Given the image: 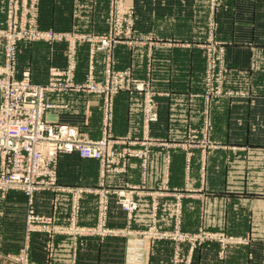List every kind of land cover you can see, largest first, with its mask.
I'll return each mask as SVG.
<instances>
[{
  "label": "rangeland",
  "instance_id": "obj_1",
  "mask_svg": "<svg viewBox=\"0 0 264 264\" xmlns=\"http://www.w3.org/2000/svg\"><path fill=\"white\" fill-rule=\"evenodd\" d=\"M76 1H79L77 6ZM149 1L151 14L154 16L155 4L151 3H155L156 0ZM202 1L192 0L189 8L183 5L181 0L173 5L172 17L189 14L192 20L190 40H176L163 39L152 31L141 32L136 24L138 9L135 0H0V32L6 41L14 40L16 50L18 44L23 41L43 42L49 48L64 44L65 65L63 67L74 65L76 70L78 46H85L88 58L86 75L82 82H76L75 77L74 81L82 85L87 84L89 77L92 76L93 83L101 91L83 92L101 97L102 123L103 110L108 107L106 105L111 106L113 113L115 96L124 93L138 102L142 126L141 136L129 134L116 136L111 133L112 115L110 131H107L111 136L113 150L110 170L103 171L100 164L99 185L82 188L85 190L82 194L88 192L97 196L95 225H79L77 222L80 213L76 221L77 226L90 228V231L28 233L25 214V241L17 253L1 255L0 264H227L225 261L230 253L227 262L235 263V253L241 252V250L235 251V247L248 244L250 236L242 237L209 230L208 226H214L215 222L209 217L210 211L204 208L203 198L210 192L207 180L211 170L209 160L212 152L224 146L218 141V137L212 136L213 131L223 130L226 126L235 127L237 123V121L229 120L225 126L226 122H222L220 116H213L212 108L222 98L246 96L249 91L240 86L244 83L243 81L248 82L250 78L245 76L246 73H241L244 70H238L227 62V42L219 35L220 16L218 14L222 0ZM61 3L65 6H61ZM75 7L77 17L82 18L79 24L80 29L83 28L84 31L60 30L63 27L62 24H65L63 18L69 16ZM186 25L187 23L181 26V31L186 30ZM192 25H194L193 28ZM77 27L75 24L76 29ZM37 34H44L45 39L36 36ZM118 46H125L132 51L146 47L148 70L144 76H138L132 64H125L121 68L116 66L114 51ZM176 46L195 50L194 54L187 58L185 68L190 69L191 86L187 89L159 90L154 82L162 76L161 73L156 75L155 70L154 73L150 69L151 63L155 66L151 50ZM220 47L224 48L223 51ZM98 53L102 56V68L99 65L102 71L101 79L95 78V56ZM135 54H137L135 58H139L140 53ZM163 61L168 63L169 58ZM173 98H176L178 102L176 103L178 119L175 121L178 126L173 132L175 139L172 140L171 133L168 131L174 120H168V118L165 123V135H151V124L159 122V105L167 102L168 104H165L169 109ZM186 101H192L191 106H194L195 110L193 118L185 112ZM153 108L158 115L157 121L150 120V111ZM116 145L121 148H116ZM172 148L180 152L176 161V171L179 172L180 182L173 186L169 183ZM160 150L165 151L167 172L163 173L162 181L151 188L146 186L145 177L148 165H156V156L159 155ZM129 158L138 159L142 178L144 177L143 182L106 186L107 174L117 175L126 172ZM193 159L197 161L193 178L195 180L197 178L198 183L191 180ZM230 170L233 173L235 168ZM151 171L156 173L154 168ZM105 189L110 191L109 207L106 222L100 228L98 199L100 192ZM120 192L127 194L135 205L136 208L131 212L118 202L116 195ZM162 198H168V200L161 202ZM111 199H114L118 210L125 213L127 221L123 224L119 223L121 213L118 214L116 210L114 214L119 216L112 218L116 222L114 227L109 225ZM194 203L199 205V225L194 231L184 230L182 228L184 219L188 229L195 227L191 220L187 221L191 214L187 217L185 214L188 208L186 205L194 208ZM79 211H81V204ZM33 236L36 243L34 247H31ZM60 236L62 238H58ZM81 237H96L98 243L95 242L90 249H80ZM26 244L28 247L24 250V254H21ZM84 246H87L86 242ZM79 255L82 259L81 263ZM86 256H90L93 263L87 262ZM256 258L258 261L264 259V250H258ZM250 260H252L251 256Z\"/></svg>",
  "mask_w": 264,
  "mask_h": 264
},
{
  "label": "crops",
  "instance_id": "obj_2",
  "mask_svg": "<svg viewBox=\"0 0 264 264\" xmlns=\"http://www.w3.org/2000/svg\"><path fill=\"white\" fill-rule=\"evenodd\" d=\"M135 1L138 9L136 24L141 32L152 31L163 39L190 40L192 20L189 14L187 16L172 17V7L179 0H156L155 3L152 2L151 4H155L154 16L151 14L152 9L149 0ZM191 1L181 0L187 8H189ZM78 3L79 1H76V6ZM206 3L208 4V2ZM61 6L65 5L61 3ZM73 9L69 16L66 18L61 17L65 24H62L63 27L60 30L70 31L71 29L79 30L81 28L79 24L82 18L77 17L76 7ZM163 14L168 17L163 16ZM218 15L220 16L219 35L227 42V62L238 70H244L241 73H246L245 76L250 79L248 82L243 81L242 86L239 85L249 91L246 96L222 98L212 108L213 116H220L222 122H226L225 126L229 120L237 121V123H235V127L228 128L226 126L223 130L215 129L213 131L212 136L214 138L218 137V141L224 146L214 150L209 160L211 170L207 185L210 192L203 198L204 208L210 211L209 217L213 218L215 222L214 226H208L209 230L242 237L250 236L248 244L235 247V251L241 250L240 253H235V263L227 262V258H230L231 255L230 252L225 263L264 264V259L258 261L256 258L258 250H264V0H222ZM186 23V30L181 31V26ZM75 24L78 29L75 28ZM193 27L194 25H192ZM79 31H84V29L82 28ZM64 47V44H57L49 48L43 42L23 41L19 43L17 46V77H20L23 70H29L32 82L46 83L49 67L54 65L63 68L65 65ZM194 51L193 48L185 49L179 46L164 49L152 48L151 52L152 57L155 59V66L151 63L150 69L153 72L155 70L156 75L161 73L162 76L161 79L155 80V87L159 90L189 88L192 82L189 78L190 69L185 68L187 67V58H190ZM135 53H140L139 58H135L137 55ZM114 54L118 68L123 67L125 64H132L138 76L146 74L148 70V51L146 47L132 51L125 46H118ZM101 58L102 56L99 53L95 56V78L97 79H101L102 76L100 75L102 71L99 69V65L102 68ZM166 58H169L168 63L163 61ZM77 59L75 81L80 83L84 80L87 71L88 58L85 46H78ZM2 61V48L0 47V63ZM46 100L55 105L47 111V119L76 126L91 138L96 139L102 136L101 97L83 91H67L47 93ZM191 102L186 101L185 112L193 118L195 110L194 106H191ZM165 103L159 105V122L151 124L150 134L164 136L165 123L168 118V120H174V123L170 124V130H168L173 140L175 139L173 132L178 126V123L175 122L178 119L176 118L178 114L176 103L178 102L176 98H173L169 109ZM111 133L116 136H125L126 134L141 136V111L135 98H129L124 93L115 96ZM115 147L121 148L119 145ZM179 154L180 152L176 148L171 149L169 180L171 186L180 182L179 172L176 171V161ZM149 165L145 177L146 186L154 188L162 181L163 173L167 172L165 151L160 150L159 155L156 156V165ZM195 165H197V161L193 159L191 180L198 183L197 178L196 180L193 178L195 177ZM152 168L156 173H152ZM230 168H235L233 170L234 175ZM99 171V160L83 159L76 153L60 154L58 157V183L62 187L92 188L98 186ZM143 178L138 159L129 158L126 172L117 175L107 174L105 185L141 184ZM55 197L58 200L55 210L56 222L66 225L69 223L70 214L71 194L69 192L54 193L45 191L35 194L34 203L37 212L47 215L52 214V200ZM167 200L168 198H162L161 202ZM96 205V195L88 192L81 195V211L77 222L79 225H95ZM186 207H188L185 210L186 217L191 214L188 216L187 221L191 220L195 227L188 229L184 219L182 228L194 231L199 225V205L197 206V203H194V208H189L191 207L189 205H186ZM26 209L27 199L22 191L9 190L3 195L0 192V256L15 254L22 247L25 241ZM116 210L118 214L121 213L119 223L127 222L125 213L118 210L114 199H111L109 225H112V227L116 223L112 218L119 216H115ZM213 219L211 220L213 221ZM58 238H62V236ZM85 242L87 246H84ZM95 242L98 243L96 237H81L79 248L90 249ZM35 243V236H33L31 247H34ZM250 256L252 260H250ZM81 260V255H79L80 263ZM87 262L93 263V259L89 256Z\"/></svg>",
  "mask_w": 264,
  "mask_h": 264
},
{
  "label": "built area",
  "instance_id": "obj_3",
  "mask_svg": "<svg viewBox=\"0 0 264 264\" xmlns=\"http://www.w3.org/2000/svg\"><path fill=\"white\" fill-rule=\"evenodd\" d=\"M45 39L44 34H37ZM4 40V43H3ZM0 47L3 61L0 63V192L20 190L27 199L26 232H86L90 228L76 225L80 210L82 188L62 187L58 183L57 163L60 154L76 153L83 159L99 160L102 170H110L112 163V140L110 131L112 109L109 104L103 110L102 136L91 138L76 126L53 122L46 117L55 105L46 100L47 93L67 91L97 92L100 88L89 77L87 84L74 81L75 67H49L46 83L32 82L29 70H23L17 77V50L14 40L6 41L0 32ZM223 51V47H220ZM221 51V52H222ZM73 64V63H71ZM150 120L157 121L153 108ZM102 186V185H101ZM51 191H66L71 194L69 223L57 224L55 210L57 198H53L52 214L37 212L35 194ZM98 199L99 227L107 219L108 189L102 190ZM118 202L131 212L135 207L127 194L120 192ZM106 232V231H103ZM28 245L26 244V250Z\"/></svg>",
  "mask_w": 264,
  "mask_h": 264
},
{
  "label": "bare ground",
  "instance_id": "obj_4",
  "mask_svg": "<svg viewBox=\"0 0 264 264\" xmlns=\"http://www.w3.org/2000/svg\"><path fill=\"white\" fill-rule=\"evenodd\" d=\"M94 194V193H93ZM81 201V200H80ZM81 204V203H80ZM79 213H80V211H79Z\"/></svg>",
  "mask_w": 264,
  "mask_h": 264
}]
</instances>
